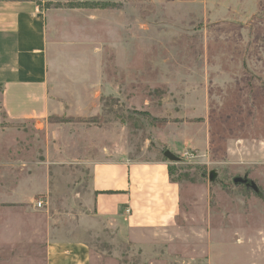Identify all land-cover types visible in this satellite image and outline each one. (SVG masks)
<instances>
[{"label": "rangeland", "instance_id": "rangeland-1", "mask_svg": "<svg viewBox=\"0 0 264 264\" xmlns=\"http://www.w3.org/2000/svg\"><path fill=\"white\" fill-rule=\"evenodd\" d=\"M34 1L58 42L51 76L83 95L60 98L68 110L45 128L0 114L4 182L6 172L31 169L57 182L45 196V243L48 228H71L77 217L74 183L87 168L73 157L127 151L168 163L180 187L177 224L131 231L128 241L98 228L90 264H264V0ZM202 130L204 149L173 146ZM42 219L0 208V221L31 220L34 234ZM42 248L0 240L1 264H43Z\"/></svg>", "mask_w": 264, "mask_h": 264}, {"label": "crops", "instance_id": "crops-1", "mask_svg": "<svg viewBox=\"0 0 264 264\" xmlns=\"http://www.w3.org/2000/svg\"><path fill=\"white\" fill-rule=\"evenodd\" d=\"M47 15L34 0H0V114L6 122L22 125L30 122L35 128H45L50 115L68 110L60 98L83 96L75 90H59L58 82L51 76L56 71L54 57L58 42L49 33ZM109 87L107 94L114 92L112 84ZM93 96L97 97L98 93ZM186 139L181 140L180 146L177 143L173 146L182 149L189 142L187 147L204 149L208 141L203 130L190 141ZM81 155L72 159L87 168L86 179L78 177L74 183L75 223L71 228H48L46 243L45 196L49 201L50 192L57 184L51 181L50 171L6 172V177L11 178L6 182L0 173V208L30 214L35 210L43 217L38 234L29 231V226H34L31 220L23 223L1 220L4 232L7 228L10 234L0 236V240H41L43 264H90L89 237L98 228L128 241L134 230L176 226L180 187L171 180L167 162L158 158L132 159L127 151L106 150L99 157ZM82 173L80 169L79 174ZM38 196L44 202L39 209L35 207ZM3 251L0 249V264L2 258H7Z\"/></svg>", "mask_w": 264, "mask_h": 264}, {"label": "water", "instance_id": "water-1", "mask_svg": "<svg viewBox=\"0 0 264 264\" xmlns=\"http://www.w3.org/2000/svg\"><path fill=\"white\" fill-rule=\"evenodd\" d=\"M164 156L167 157L168 159L174 161L176 160L178 157L176 155H174L173 153H171L169 150H165L164 151ZM234 183H240V184H247L250 185L252 188L255 187L253 182H248V180L246 178H241V177H235L233 179Z\"/></svg>", "mask_w": 264, "mask_h": 264}, {"label": "built area", "instance_id": "built-area-1", "mask_svg": "<svg viewBox=\"0 0 264 264\" xmlns=\"http://www.w3.org/2000/svg\"><path fill=\"white\" fill-rule=\"evenodd\" d=\"M185 154L187 155L188 153H186L185 152ZM43 200L42 199H37L36 201H35V207L37 208V209H39V208H41L42 206H43Z\"/></svg>", "mask_w": 264, "mask_h": 264}, {"label": "trees", "instance_id": "trees-1", "mask_svg": "<svg viewBox=\"0 0 264 264\" xmlns=\"http://www.w3.org/2000/svg\"><path fill=\"white\" fill-rule=\"evenodd\" d=\"M84 4H86V3H84ZM48 119H49V118H48ZM169 168H170V167L168 166V173H169ZM169 174H170V173H169ZM169 176H170V175H169ZM170 178H171V177H170ZM171 180H172V179H171ZM172 181H174V180H172Z\"/></svg>", "mask_w": 264, "mask_h": 264}]
</instances>
